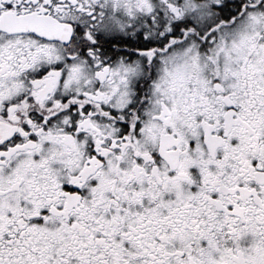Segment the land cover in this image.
<instances>
[{"label":"snow or ice","instance_id":"6c2138e0","mask_svg":"<svg viewBox=\"0 0 264 264\" xmlns=\"http://www.w3.org/2000/svg\"><path fill=\"white\" fill-rule=\"evenodd\" d=\"M0 264H264V0H0Z\"/></svg>","mask_w":264,"mask_h":264}]
</instances>
